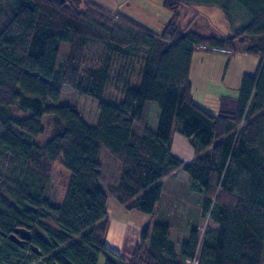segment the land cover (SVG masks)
I'll return each instance as SVG.
<instances>
[{
    "label": "trees",
    "instance_id": "16d2710c",
    "mask_svg": "<svg viewBox=\"0 0 264 264\" xmlns=\"http://www.w3.org/2000/svg\"><path fill=\"white\" fill-rule=\"evenodd\" d=\"M188 4L162 0L171 16L156 32L92 0H0V264H261L264 0H219L225 15L233 6L246 14L228 32L183 26ZM195 50L259 56L216 113L192 98ZM63 85L96 100L94 124L58 103ZM44 116L50 131L39 143ZM174 128L192 160L171 153ZM101 148L120 163L108 186ZM56 160L68 173L58 205L45 197ZM174 169L204 191L200 226H145L123 259L103 241L108 198L150 214L158 180ZM16 227L30 231L21 245L9 238Z\"/></svg>",
    "mask_w": 264,
    "mask_h": 264
},
{
    "label": "rangeland",
    "instance_id": "374dc122",
    "mask_svg": "<svg viewBox=\"0 0 264 264\" xmlns=\"http://www.w3.org/2000/svg\"><path fill=\"white\" fill-rule=\"evenodd\" d=\"M70 1V0H69ZM97 5L108 10H113L121 14L127 15L139 23L159 32L163 28L166 21L170 18V12L162 6V0H92ZM79 2L78 4H80ZM191 4L182 8L179 13V21L183 26L190 24V27L200 29L202 31H219L228 32L230 29L238 26L246 20V14L237 6H233L229 10V14L225 15L220 7L219 0H190ZM100 48V47H99ZM93 52L98 53V48H92ZM68 44L60 43V54L67 52ZM90 52V51H88ZM87 52V53H88ZM59 54V56H60ZM89 57V54H88ZM88 59V58H87ZM259 56L257 54L244 51H236L230 54L220 51L205 52L195 50L191 60L190 82L192 85V96L196 103L204 107L211 113L217 111L218 99L221 94H234V89L240 81L243 73H253L256 69ZM133 76L137 73L134 68ZM58 103H67L74 105L83 115L85 120L91 124L96 122L97 108L96 100L80 95L73 91L69 86L61 87V96ZM48 116L43 117L45 125L44 132L39 134L35 140L44 143L49 135L50 129L46 126ZM176 129L172 130L175 133ZM178 138H173L172 149L178 151L181 139L187 138L179 132ZM186 156V154H181ZM99 161L102 164V173L108 172L112 176L119 173L120 163L112 157L104 148L99 151ZM118 166V167H117ZM68 173L59 160L53 163L49 173L48 183L45 190V197L52 204L58 205L61 202L65 190V183ZM170 183L167 185V197L171 194L169 189ZM179 187L174 191L175 197L171 196V202L167 198V217L162 214V209L153 215L158 222L168 224L195 227L200 220H172L177 214L183 203L181 199L185 197L195 202L196 194L190 196L186 194L184 189ZM175 200V203H173ZM195 205V203H194ZM166 210V208L164 209ZM148 216V214H146ZM102 261L99 258L98 264ZM261 264H264V250L262 254Z\"/></svg>",
    "mask_w": 264,
    "mask_h": 264
},
{
    "label": "crops",
    "instance_id": "0c3cea01",
    "mask_svg": "<svg viewBox=\"0 0 264 264\" xmlns=\"http://www.w3.org/2000/svg\"><path fill=\"white\" fill-rule=\"evenodd\" d=\"M237 87H238V83L234 89H236ZM191 95H192V85H191ZM218 104H219V99H218ZM217 110H218V106H217ZM175 131H176L175 133L172 132L171 134V141H170L171 153L185 162L192 160L195 157V151L188 138L181 139V143L178 151H174L172 149L173 138L180 137L179 132L177 130ZM183 153L186 154V156L181 155ZM118 174L112 176L108 172H105L103 176L104 185L108 186L109 184L116 182L118 178ZM157 183H159L160 185L159 199L155 204V208L153 212L148 214V216L135 209L125 208L123 205L119 204L111 196L108 198L107 224L103 236V241L105 242L106 245L115 249L125 260L128 259L133 245L138 240L140 229L145 226H150L155 222H158V221H154L152 223V220H157L153 215H157V213H159V211L162 209L163 210L162 214L164 215V217H167V198L168 201L172 203L170 197L171 196L175 197L174 191L178 189L179 183L180 186L184 189L186 194H189L190 196L196 194V199L195 202H193L191 199H188L186 197L184 199H181L183 205L179 209L180 214H177L176 217L172 218V220H178V219L200 220L197 223V226L195 227L200 226L202 220L203 205H204V191L202 189L198 190L194 188L191 184L190 177L182 169H174L170 174H167L162 178H160ZM168 183H170L169 189L171 190V194H170L171 196L169 195L167 197ZM173 203H175V200H173ZM165 208L166 210H164ZM100 264H102V261Z\"/></svg>",
    "mask_w": 264,
    "mask_h": 264
},
{
    "label": "water",
    "instance_id": "95a60500",
    "mask_svg": "<svg viewBox=\"0 0 264 264\" xmlns=\"http://www.w3.org/2000/svg\"><path fill=\"white\" fill-rule=\"evenodd\" d=\"M63 1V0H61ZM74 4H78L81 0H71ZM30 237V231L24 227H16L14 231L9 234V238L17 244H22L23 241Z\"/></svg>",
    "mask_w": 264,
    "mask_h": 264
}]
</instances>
